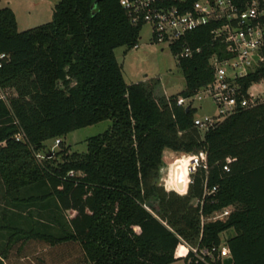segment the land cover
I'll list each match as a JSON object with an SVG mask.
<instances>
[{"label": "trees", "instance_id": "trees-1", "mask_svg": "<svg viewBox=\"0 0 264 264\" xmlns=\"http://www.w3.org/2000/svg\"><path fill=\"white\" fill-rule=\"evenodd\" d=\"M232 1L239 8L248 2ZM120 3L61 0L51 22L24 32L11 9L0 10L1 259L40 243L75 247L76 258L58 264H223L217 252L214 261H201L190 244L199 251L225 245L233 264H264V103L204 134L194 123L196 109L177 105L213 83L210 59L225 56L214 24L188 37L199 53L177 58L186 82L181 95L158 96L159 82L128 85L115 50L136 48L143 25L134 26ZM170 48L177 57L183 44ZM261 83L264 63L237 80L245 95ZM105 121L112 127L89 139L86 153L67 149L57 154L62 161L37 159L46 142ZM166 151L204 152L208 171L189 185L186 175L181 194L167 191ZM53 204L57 234L43 223ZM230 207L225 221L202 225L203 217ZM229 231L235 235L223 243Z\"/></svg>", "mask_w": 264, "mask_h": 264}, {"label": "built area", "instance_id": "built-area-1", "mask_svg": "<svg viewBox=\"0 0 264 264\" xmlns=\"http://www.w3.org/2000/svg\"><path fill=\"white\" fill-rule=\"evenodd\" d=\"M120 4L134 26L151 27L152 39L156 44H165L168 47L183 44V49L177 56L181 59L192 58L194 53L200 52L188 44L190 35L203 27L217 25L212 35L214 40L222 45V54L225 56L216 54L210 59L214 79L206 91L216 106L218 115L205 119L196 118L194 123L199 129L207 131L240 110L264 103V84L260 96L251 95L250 90L246 95L243 94L242 88L237 84L238 79L247 76L264 63V0H248L244 8H239L232 0H198L190 7L187 0H121ZM255 56L259 57L258 61L254 59ZM4 58L2 55L1 59ZM186 101L180 98L177 105L185 107ZM60 143L61 140H57V145ZM181 155L177 162L187 161L188 185L192 183L191 177L198 171H208L207 156L204 152L197 155ZM224 170L229 172L228 166ZM78 175L70 172L68 177ZM168 182L169 180H166L165 183ZM216 192L217 188L206 189L205 196H212ZM206 198L208 197L200 201L201 207ZM232 211L233 208L230 207L210 217H203L202 225L225 221ZM188 247L203 262L214 261L216 252L217 258L223 262L231 257L230 250L225 245L218 250L212 248L200 251L198 248L194 250Z\"/></svg>", "mask_w": 264, "mask_h": 264}, {"label": "rangeland", "instance_id": "rangeland-1", "mask_svg": "<svg viewBox=\"0 0 264 264\" xmlns=\"http://www.w3.org/2000/svg\"><path fill=\"white\" fill-rule=\"evenodd\" d=\"M61 0H0V10L11 9L17 19L19 32L28 31L52 21L56 5ZM115 56L122 67L125 82L128 85L140 82L154 84L159 82L157 90L158 96H179L186 89V82L182 70L178 66V59L172 53L171 48L165 44H156L152 39V29L149 25L143 26L141 39L136 48L128 50L125 47L115 50ZM263 84L251 87L250 94L260 96ZM192 106L196 109L195 119H205L206 117H216L218 111L213 104L206 90H201L197 96L187 99L185 107ZM112 127L111 121H105L95 126L77 130L67 137L62 138L63 145H57V140H50L45 143V148L38 153L39 161H46L54 158L62 161L63 157H57L62 150L68 149V155L73 153H86L88 151V140L104 134ZM205 130H202L204 134ZM181 154H173L167 151L164 154L165 167L162 171L161 184L167 191L181 194L186 175L187 164L177 162L181 159ZM166 180H169L166 184ZM0 197L2 194L0 192ZM1 235V234H0ZM235 235L234 231H229L222 235L223 243ZM192 249L198 247L188 244ZM67 251L63 249L53 250L45 244L30 243L24 252H19L15 248L10 255V261L4 264H58L61 259L65 262ZM40 260V261H39ZM67 262V260H66ZM65 262V263H66ZM174 264H185L183 261Z\"/></svg>", "mask_w": 264, "mask_h": 264}, {"label": "crops", "instance_id": "crops-1", "mask_svg": "<svg viewBox=\"0 0 264 264\" xmlns=\"http://www.w3.org/2000/svg\"><path fill=\"white\" fill-rule=\"evenodd\" d=\"M185 164H187V163H185ZM185 176H184V178H185ZM182 191H183V189L180 192H182ZM2 198L3 197H0V207L1 208H5L6 207V203H5V201ZM32 211H34L36 213L37 210L36 209H33ZM54 213L58 215V210L56 209V207L54 206V204L52 205V207L47 206L45 208V210L43 211V214H44V217H45V222H43V223L46 224L45 226L49 230V232L54 233V234H57V233H59L61 231V226L57 222H55L54 220H51V218L54 217ZM61 222L62 223H66L64 219H61ZM5 244H6V239H2L1 238V240H0V247L1 246L2 247H5ZM2 247L0 248V250L2 249ZM63 248H64L63 250L67 251V253H68L67 254V260L68 261H73V259L76 258L75 252H72V250H75V247H73L72 245H70V247L69 246L68 247L66 246V247H63ZM1 260L2 259H1V255H0V261ZM3 264H4V261H3Z\"/></svg>", "mask_w": 264, "mask_h": 264}, {"label": "water", "instance_id": "water-1", "mask_svg": "<svg viewBox=\"0 0 264 264\" xmlns=\"http://www.w3.org/2000/svg\"><path fill=\"white\" fill-rule=\"evenodd\" d=\"M211 1H213V0H211ZM254 59L256 61H258L259 60V57L258 56H255ZM233 263H234V261H233V258L232 257H229V258L225 259L224 262H223V264H233Z\"/></svg>", "mask_w": 264, "mask_h": 264}, {"label": "bare ground", "instance_id": "bare-ground-1", "mask_svg": "<svg viewBox=\"0 0 264 264\" xmlns=\"http://www.w3.org/2000/svg\"><path fill=\"white\" fill-rule=\"evenodd\" d=\"M186 175H187V168H186Z\"/></svg>", "mask_w": 264, "mask_h": 264}]
</instances>
